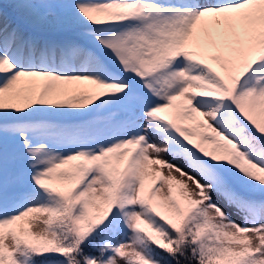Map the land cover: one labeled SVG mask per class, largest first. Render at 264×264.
<instances>
[{"label":"snow or ice","instance_id":"obj_1","mask_svg":"<svg viewBox=\"0 0 264 264\" xmlns=\"http://www.w3.org/2000/svg\"><path fill=\"white\" fill-rule=\"evenodd\" d=\"M0 264H264V0H0Z\"/></svg>","mask_w":264,"mask_h":264},{"label":"rangeland","instance_id":"obj_2","mask_svg":"<svg viewBox=\"0 0 264 264\" xmlns=\"http://www.w3.org/2000/svg\"><path fill=\"white\" fill-rule=\"evenodd\" d=\"M166 160H169V161H171V157H169V156H165L164 157ZM173 163H178V162H176V161H172ZM186 171H187V169H185ZM165 174H167V171L165 170ZM176 176H177V178L178 179H181V177L179 176V174L178 173H174ZM190 183V182H189Z\"/></svg>","mask_w":264,"mask_h":264}]
</instances>
